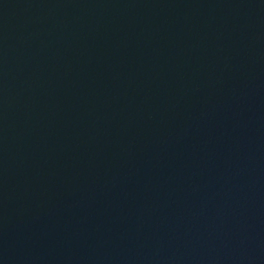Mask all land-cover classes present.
Masks as SVG:
<instances>
[{
    "label": "water",
    "instance_id": "1",
    "mask_svg": "<svg viewBox=\"0 0 264 264\" xmlns=\"http://www.w3.org/2000/svg\"><path fill=\"white\" fill-rule=\"evenodd\" d=\"M0 264H264V0H0Z\"/></svg>",
    "mask_w": 264,
    "mask_h": 264
}]
</instances>
